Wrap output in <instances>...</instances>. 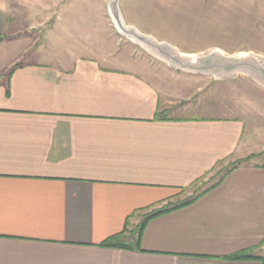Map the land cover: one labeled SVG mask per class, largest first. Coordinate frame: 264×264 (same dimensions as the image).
<instances>
[{
	"label": "crops",
	"instance_id": "0c3cea01",
	"mask_svg": "<svg viewBox=\"0 0 264 264\" xmlns=\"http://www.w3.org/2000/svg\"><path fill=\"white\" fill-rule=\"evenodd\" d=\"M67 2L42 11L44 32L77 19L79 44L87 31L94 51L115 48L106 11ZM8 12L0 0V264H264V163L255 160L150 219L137 243L147 216L184 202L180 191L221 163L264 159V135L247 133L244 113L197 115L198 103L172 115L185 78L171 85L114 56L48 57L42 35L8 39ZM116 237L120 246H102ZM239 254L251 258L229 260Z\"/></svg>",
	"mask_w": 264,
	"mask_h": 264
},
{
	"label": "rangeland",
	"instance_id": "374dc122",
	"mask_svg": "<svg viewBox=\"0 0 264 264\" xmlns=\"http://www.w3.org/2000/svg\"><path fill=\"white\" fill-rule=\"evenodd\" d=\"M67 1L9 0L8 39L22 36L35 38L42 35V51L46 52L48 57L101 58L103 55L132 60L134 61L132 67L127 68L146 77H150L152 73H159L161 77L170 81L171 85H175V77L178 74L185 78V81L175 86L185 90V94H182L181 97L184 99L178 104L182 110H173L172 115H188L198 103L202 104V110L197 112V115L203 116L213 115L215 109L234 106L236 112L244 113L242 115L251 120H247V133L264 135V97L258 91L264 92V88L255 81L243 75L235 79L216 80L213 76L177 71L120 35L110 18L109 24L114 29L108 30V38L111 36L110 39L116 43L112 50L94 51L87 43L88 36L89 38L91 36L87 31L84 36H80L86 41L79 44L77 37L72 35V30L77 33L78 31L70 24L74 21L78 24L77 19H64L55 25L50 33L44 32L50 25L40 24L45 21L42 11H64L69 6ZM107 2L108 0L106 3L105 0H91L90 6L107 12ZM80 5L79 2L72 3L71 10H88V5H85V8ZM120 6L123 14L125 11L127 24L136 26L143 33L153 36L159 42H166L179 48L182 52L199 54L218 48L228 54L253 52L264 57V0H121ZM162 70L171 75L163 74ZM258 157V154L244 158L236 155L221 163L207 178L181 190V197L175 202L180 203L208 189L216 183L223 172L232 167L252 160L264 163V159H257Z\"/></svg>",
	"mask_w": 264,
	"mask_h": 264
},
{
	"label": "water",
	"instance_id": "95a60500",
	"mask_svg": "<svg viewBox=\"0 0 264 264\" xmlns=\"http://www.w3.org/2000/svg\"><path fill=\"white\" fill-rule=\"evenodd\" d=\"M120 4L121 0L107 2V13L115 30L171 68L188 74L213 76L216 80L235 79L243 75L264 88L263 56L253 52L228 54L218 48L199 54L182 52L179 48L143 33L136 26L127 24ZM3 41L1 37L0 44Z\"/></svg>",
	"mask_w": 264,
	"mask_h": 264
},
{
	"label": "trees",
	"instance_id": "16d2710c",
	"mask_svg": "<svg viewBox=\"0 0 264 264\" xmlns=\"http://www.w3.org/2000/svg\"><path fill=\"white\" fill-rule=\"evenodd\" d=\"M20 67H21V65L18 64V65H16V66L14 67V70H16V69H18V68H20ZM230 171H231V170L226 171V172L221 176V178L219 179L218 183H216V184L213 185L212 187H210V188H208V189H206V190H204V191L198 193L196 196L191 197V198L187 199L186 201H184V202H182V203H180V204H177V205H176V204H173V205H172V204H169V205H166V206L161 207V208L158 209V210L153 211V213H152L151 215L147 216V217L144 219V221L140 224V226L138 227V230H137V243H138V245H140L141 234H142V232H143V230H144V228H145L147 222H148L150 219H152V218H154V217H157V216H159V215H162V214H165V213H168V212H171V211H174V210H177V209H180V208H182V207H185V206H188V205L192 204V203L195 202L199 197L205 195V194L208 193L211 189H213L214 187L218 186V185L223 181V179L225 178V176H227V175L229 174ZM193 185H194V184H192V186H193ZM184 189H187V188H184ZM184 189H182V190H184ZM119 243H120V242H119V240H118V237H116V238H112V239L108 240V241L105 242L102 246H104V247H117V246H120ZM125 247H126V246H125ZM249 258H251V257L248 256L247 254H239V255H236V256H234V257L229 258V260H241V259H249ZM263 261H264V259H263Z\"/></svg>",
	"mask_w": 264,
	"mask_h": 264
}]
</instances>
